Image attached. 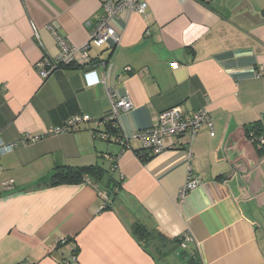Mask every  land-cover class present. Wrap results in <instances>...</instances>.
Segmentation results:
<instances>
[{
    "label": "crops",
    "instance_id": "crops-1",
    "mask_svg": "<svg viewBox=\"0 0 264 264\" xmlns=\"http://www.w3.org/2000/svg\"><path fill=\"white\" fill-rule=\"evenodd\" d=\"M102 1L0 0V139L16 144L0 156V264H62L73 250V264H178L140 244L133 221L190 236L201 264H264V157L245 133L264 113V0H145V13L112 19L120 39L92 46V67L42 79L35 63L58 54L48 25L82 46ZM108 87L133 101L115 118L122 137L176 105L207 107L215 134L166 138L142 163L137 140L98 134ZM73 114L91 120L49 131ZM95 163L122 179L109 208L92 184L45 185L57 166ZM189 169L200 183L180 198Z\"/></svg>",
    "mask_w": 264,
    "mask_h": 264
},
{
    "label": "built area",
    "instance_id": "built-area-1",
    "mask_svg": "<svg viewBox=\"0 0 264 264\" xmlns=\"http://www.w3.org/2000/svg\"><path fill=\"white\" fill-rule=\"evenodd\" d=\"M147 10L145 0H103L101 4V16L92 27L89 33L88 41L82 46H73L67 39L60 35L53 25H48L52 35L54 36L58 54L51 58L42 57L35 63L36 71L42 79L47 78L54 70L61 68L63 65L75 63L85 68L92 67L89 56V50L92 46L101 47L109 43H117L120 35L111 25L113 18L121 16L125 12L143 14ZM175 65V63H174ZM129 70V68H126ZM103 81V80H102ZM107 99L112 110V117L96 122V125L104 124L106 130L99 132L100 138L106 140L113 138L114 135L109 132L111 128H116V117L120 112L130 110L133 107V101L128 94L117 97L111 87L106 89ZM91 118L87 114H73L60 126L51 128L49 131L60 133L65 131H74L81 122H88ZM206 128L210 136L215 134L212 116L207 107H201L193 112H188L180 105L166 108L159 112L154 125L136 130L126 137H116L115 141L127 144L129 139L137 140L140 143L142 152L159 153L166 148L165 139L170 137H186L191 142L195 136ZM37 135L25 134L23 140L34 141ZM15 143H4L0 139V156L11 152ZM115 160V158H114ZM115 167V164L114 166ZM200 180L192 170L189 169L186 182L180 189V198H183L187 192L195 188ZM105 200H108L106 193H100ZM68 238H61L59 243H65ZM192 240L190 236H185L180 243V247L186 248L187 243ZM76 261L75 252L62 260V264H73ZM18 264H34L31 261H22Z\"/></svg>",
    "mask_w": 264,
    "mask_h": 264
},
{
    "label": "trees",
    "instance_id": "trees-1",
    "mask_svg": "<svg viewBox=\"0 0 264 264\" xmlns=\"http://www.w3.org/2000/svg\"><path fill=\"white\" fill-rule=\"evenodd\" d=\"M62 68H74V67H81L85 68L84 66H80L75 63L67 64L61 66ZM263 124L261 121H255L253 123H249L245 126V133L248 138L252 141V144L255 146L256 150L260 152H264V149L259 148L258 145V136L253 135L252 133L256 132L257 130H263ZM254 131V132H253ZM111 135H114L113 138L106 139L107 141H115L114 138L121 137V135L118 132V126L116 128H111L109 130ZM119 142V141H116ZM121 143V142H119ZM124 144V143H121ZM137 156L140 158L142 163L147 162L150 160L154 155L157 153L152 152H142V150L138 149L136 151ZM89 183L94 185L97 189H99L100 193H106L108 200L105 201L104 207L109 208L114 201L116 200V196L118 194V189L120 184L122 183V179L115 180L111 175V170H109L107 167L105 168L103 165L99 163L91 164V165H84V166H67V165H61L57 166L54 171L51 173L49 180L47 184L45 185H56V184H78V183ZM131 231L134 234V236L137 238L138 242L148 249L152 250L157 256H159V251L161 250L164 252V254L173 252L174 249H179L180 243L184 240L185 236L182 238H168L166 235H164L162 232L155 230L147 229L143 224H141L138 221H133L131 224ZM149 236L151 239H154L155 236L158 237V241H163L164 245L162 247H154L152 248L149 246ZM169 243L172 245L171 248H165L167 245L166 243ZM164 246V247H163ZM165 250V251H164ZM74 251V250H73ZM76 251V250H75ZM181 252L183 256L190 255L191 259L195 260V264H201L200 259L197 255V252L195 249L193 251L189 250H182ZM161 256V255H160ZM191 263V262H190Z\"/></svg>",
    "mask_w": 264,
    "mask_h": 264
},
{
    "label": "rangeland",
    "instance_id": "rangeland-1",
    "mask_svg": "<svg viewBox=\"0 0 264 264\" xmlns=\"http://www.w3.org/2000/svg\"><path fill=\"white\" fill-rule=\"evenodd\" d=\"M252 134L255 135V136H258V145H259V148L264 149V141H263V138H264V129L261 130V131L260 130H257L256 132H254ZM257 155L260 158H262V157H264V152H260L259 153L257 151ZM149 238H150V236H149ZM148 243H149L148 245L151 246L152 248H154L156 246L157 247H162V245H164L163 241H160V240L158 241V237L157 236H155L154 239H151L150 238L149 241H148ZM178 248L179 249H174V250H172L173 252H171L172 255H173V257L174 258L176 257L175 260L178 262V264H195V260L196 259L195 260L194 259L192 260L191 257H190V255L183 256L182 253H184V252H181V251L184 250V248H182L180 246ZM159 253H162V251L160 250Z\"/></svg>",
    "mask_w": 264,
    "mask_h": 264
},
{
    "label": "water",
    "instance_id": "water-1",
    "mask_svg": "<svg viewBox=\"0 0 264 264\" xmlns=\"http://www.w3.org/2000/svg\"><path fill=\"white\" fill-rule=\"evenodd\" d=\"M115 45V43H112V46ZM258 121H261L262 124H263V127H264V113H260V120Z\"/></svg>",
    "mask_w": 264,
    "mask_h": 264
}]
</instances>
